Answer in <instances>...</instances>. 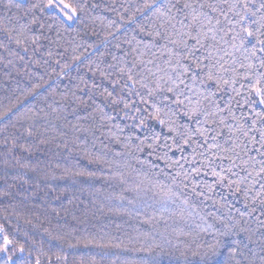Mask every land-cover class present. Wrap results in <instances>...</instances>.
Returning a JSON list of instances; mask_svg holds the SVG:
<instances>
[{"label": "trees", "instance_id": "trees-1", "mask_svg": "<svg viewBox=\"0 0 264 264\" xmlns=\"http://www.w3.org/2000/svg\"><path fill=\"white\" fill-rule=\"evenodd\" d=\"M6 2H0V28L14 30L20 43L0 31V117L5 118L0 120V146L5 135L36 118L38 110L43 115L58 103L63 108L66 94L82 82L89 88L80 93L85 106L63 112L59 136L49 133L54 141L23 137L28 152L21 147L5 153L0 147V246L6 237L14 248L0 253V264L8 257L11 264H197L194 253L206 251L212 241L203 229L212 225L218 233L219 221L246 214L248 201L211 176L193 175L188 187L182 178L174 180L180 168L166 164L163 154L169 162L181 160L180 154L163 144L155 147L154 136L164 140L167 130L155 121L141 130L132 118L140 113L131 111L139 97L129 94L116 76L105 78L113 71V57L121 55L115 47L119 40L109 37L118 27L124 32L116 33L120 40L133 34L132 25L122 27L121 17L138 16L140 0H90L87 15L59 32L38 26L51 23V10L37 9L38 24L31 23L28 10L41 0H13L10 9ZM226 101L234 104L230 95L221 94L218 102L226 106ZM252 107L264 112V105ZM181 162L184 170H194L193 164ZM158 183L183 193L180 200L162 208L155 192L147 190ZM220 239L213 264H229L230 246L242 237Z\"/></svg>", "mask_w": 264, "mask_h": 264}, {"label": "snow or ice", "instance_id": "snow-or-ice-1", "mask_svg": "<svg viewBox=\"0 0 264 264\" xmlns=\"http://www.w3.org/2000/svg\"><path fill=\"white\" fill-rule=\"evenodd\" d=\"M4 6L10 9L13 0ZM92 6L90 0H41L28 11L33 16L31 23L38 24L36 10H51V23L38 26L59 32L81 20ZM136 13L139 15L132 18L121 17L122 27L134 28L130 37H117V32L124 35L121 27L109 37L119 40L115 47L121 55L113 57V71L105 78L116 76L129 94L139 97L132 102L131 111L140 113L139 118H132L141 130L147 128L148 121L167 130L164 140L154 136L156 148L163 144L195 166L194 170H184L181 160L169 162L164 152L166 164L180 168L174 180L182 178L181 183L188 187L193 175L211 176L216 184L229 187L248 201L246 214L219 221L218 233L212 231V225L203 229L212 241L206 251L194 253L197 264H213L223 243L220 238L232 236L242 239L230 246L229 264H264V112L249 109V105H264V0H140ZM0 31L19 46L14 30L5 26ZM88 88L86 82L77 85V91L66 94L63 108L58 103L52 112L40 115L43 110H38L36 118L20 123L15 132L3 137L2 150L11 153L23 147V137L40 143L54 141L63 131L59 124L63 112L85 106L80 93ZM221 94L230 95L234 104L219 103ZM124 107L129 104L125 102ZM248 111L252 115H244ZM53 131L55 136H50ZM205 187L214 190L212 185ZM147 190L155 192L165 209L183 194L178 195L166 183ZM165 243L171 241L165 237ZM24 251L19 249L20 260ZM9 252H14L13 242L5 237L0 253ZM5 264H11L10 257Z\"/></svg>", "mask_w": 264, "mask_h": 264}]
</instances>
